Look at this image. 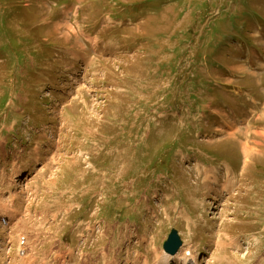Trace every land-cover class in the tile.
<instances>
[{"label":"rangeland","instance_id":"374dc122","mask_svg":"<svg viewBox=\"0 0 264 264\" xmlns=\"http://www.w3.org/2000/svg\"><path fill=\"white\" fill-rule=\"evenodd\" d=\"M173 228L264 264V0H0V264H155Z\"/></svg>","mask_w":264,"mask_h":264},{"label":"bare ground","instance_id":"6f19581e","mask_svg":"<svg viewBox=\"0 0 264 264\" xmlns=\"http://www.w3.org/2000/svg\"><path fill=\"white\" fill-rule=\"evenodd\" d=\"M219 184L218 177H214L211 180V185L216 186ZM173 184H170V186ZM172 187V186H171ZM226 190L223 191L225 193ZM12 218L7 215V220H11ZM197 264L196 259L191 255L190 251L188 249H181L180 252H178L173 258L164 255L161 259L159 258L155 264ZM21 264H27V263H21Z\"/></svg>","mask_w":264,"mask_h":264},{"label":"water","instance_id":"95a60500","mask_svg":"<svg viewBox=\"0 0 264 264\" xmlns=\"http://www.w3.org/2000/svg\"><path fill=\"white\" fill-rule=\"evenodd\" d=\"M182 242L175 229H172L163 243V251L168 255H174L180 248Z\"/></svg>","mask_w":264,"mask_h":264},{"label":"trees","instance_id":"16d2710c","mask_svg":"<svg viewBox=\"0 0 264 264\" xmlns=\"http://www.w3.org/2000/svg\"><path fill=\"white\" fill-rule=\"evenodd\" d=\"M5 103V102H4ZM4 103H1V108L4 106Z\"/></svg>","mask_w":264,"mask_h":264}]
</instances>
